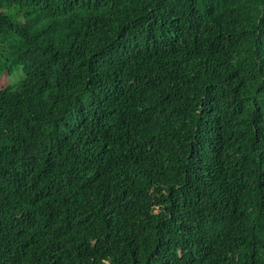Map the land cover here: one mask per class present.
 I'll use <instances>...</instances> for the list:
<instances>
[{
	"label": "trees",
	"instance_id": "1",
	"mask_svg": "<svg viewBox=\"0 0 264 264\" xmlns=\"http://www.w3.org/2000/svg\"><path fill=\"white\" fill-rule=\"evenodd\" d=\"M0 264H264V0H0Z\"/></svg>",
	"mask_w": 264,
	"mask_h": 264
}]
</instances>
